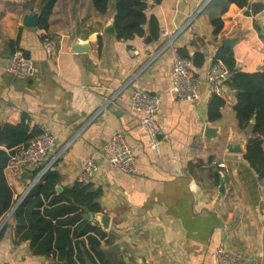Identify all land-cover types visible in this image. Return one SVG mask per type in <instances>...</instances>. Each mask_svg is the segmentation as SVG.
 Returning a JSON list of instances; mask_svg holds the SVG:
<instances>
[{"label":"crops","instance_id":"crops-1","mask_svg":"<svg viewBox=\"0 0 264 264\" xmlns=\"http://www.w3.org/2000/svg\"><path fill=\"white\" fill-rule=\"evenodd\" d=\"M42 1L0 0V124L25 119L30 131L56 136L47 159L58 154L50 170L59 175L60 191L78 182L84 162L94 160L97 169L87 183L101 191L100 212L92 213L91 221L105 231L102 247L127 264H215L220 246L237 255L240 264L264 262V177L243 157L252 126L239 128L236 90L226 82L219 94L224 100L220 117L209 121L208 103L215 93L203 81L226 39L234 40L229 47L237 70L264 71V0H249L263 5L257 12L233 3L221 11L220 4L209 1L174 36L171 46L178 51L204 56L202 66L193 67L201 82L192 101L176 100L170 91V45L143 65L205 0H148L145 12L157 21L156 37L145 24L144 36L126 40L106 31L114 21L113 8L99 14L90 0H56L47 28L23 26L24 15L40 13ZM214 17L222 20L217 33ZM146 36L151 37L148 43ZM48 38L57 43L54 57L43 47ZM16 39L14 52L22 51L32 62L26 78L6 70L13 53L9 41ZM74 44L87 48L74 51ZM132 88L161 99L159 153L149 147L141 115L130 107ZM115 132H123L133 150L137 170L132 174L111 166L103 155ZM229 145L241 153L230 152ZM47 159L20 173L7 164L4 174L13 202ZM101 215L108 217L106 228ZM14 224L11 214L0 234V264H49V258L31 253L29 241L17 240Z\"/></svg>","mask_w":264,"mask_h":264},{"label":"trees","instance_id":"trees-1","mask_svg":"<svg viewBox=\"0 0 264 264\" xmlns=\"http://www.w3.org/2000/svg\"><path fill=\"white\" fill-rule=\"evenodd\" d=\"M96 12L106 15L114 10V29L117 39H132L144 36V25L148 24L150 33L156 37L157 21L147 17L148 0H90ZM154 3L160 0H152ZM56 0H43L40 9L38 26L47 28L48 17ZM229 3L239 8L251 7L252 12L263 8L260 3L250 4L249 0H210L209 4H220L223 11ZM214 33L222 27L219 17L211 19ZM18 39L10 40V49L14 52ZM180 56L192 61L193 67L199 68L204 63V56L195 53L189 57L185 50ZM216 61L223 62L231 75L226 81L236 90L234 106L240 129L252 126V137L249 138L244 159L259 177H264V71L244 72L235 68L232 49L223 44L214 55ZM224 100L213 94L208 103L209 121L220 117V108ZM37 129L29 130L25 119L17 124H0V219L12 208L13 191L10 188L4 169L7 166L14 148L26 144L31 138L39 135ZM57 172L47 170L42 179L25 195L12 212L14 231L17 240L29 241L33 255L44 256L49 264H127L112 251L105 249L101 241L105 231L92 223L91 214L100 212L99 189L90 183L75 182L58 192ZM5 225L1 228L3 233Z\"/></svg>","mask_w":264,"mask_h":264},{"label":"built area","instance_id":"built-area-1","mask_svg":"<svg viewBox=\"0 0 264 264\" xmlns=\"http://www.w3.org/2000/svg\"><path fill=\"white\" fill-rule=\"evenodd\" d=\"M210 0H205L198 6L196 11L189 16L187 21L177 32L170 35L169 38L157 49L148 55L143 67L148 66L159 54V52L170 45L171 49V72H170V91L176 100L192 101L197 97V88L201 79L193 69L192 61L182 57L176 47L171 46L174 36L186 28L192 19L208 4ZM44 50L48 57H54L57 51L55 39L48 38L43 43ZM133 54L137 53L135 48L130 49ZM6 70L18 78H26L33 72L32 62L25 57L23 52L17 50L12 53L6 64ZM231 73L226 65L221 61H212L206 70L204 82L211 87L215 94L219 95L221 85L230 77ZM114 91V93L104 99L105 106L112 102L114 96L119 90L127 84ZM130 107L134 112L140 113V127L143 129L147 142L151 150L160 152L162 130L156 119V113L160 108L161 99L148 91L140 88H132L130 91ZM56 136L50 132H42L31 138L26 144H21L14 148L13 154L9 159L8 167L13 171L21 172L23 169H29L47 159L49 151L55 146ZM103 155L106 161L113 167L123 173L132 174L136 172V162L133 150L127 142L123 132H115L104 144ZM58 154L47 159L45 165L39 170L36 177L29 183L22 195L14 202L12 208L0 219V229L3 227L8 217L12 214L15 207L23 200L25 195L38 183L47 170L51 168ZM97 166L92 158L84 162L83 169L79 174V182L87 183L90 181ZM13 209V210H12ZM215 264H240L237 255L230 253L226 248L220 246L215 251ZM252 264H264L262 261H255Z\"/></svg>","mask_w":264,"mask_h":264},{"label":"water","instance_id":"water-1","mask_svg":"<svg viewBox=\"0 0 264 264\" xmlns=\"http://www.w3.org/2000/svg\"><path fill=\"white\" fill-rule=\"evenodd\" d=\"M39 20H40V13L39 12H28L24 15L23 20H22V25L25 27H37L39 24ZM107 32L109 33H115V29H114V21L112 22V24L106 29ZM151 41V37L150 36H146L144 39V42L148 43ZM233 39H226L225 43L228 46H231L233 44ZM87 48V45H80V44H74L72 49L74 51H80V50H84ZM210 129L206 128V136L210 135ZM229 151L232 153H241V149L238 146H234V145H229L228 147ZM24 174V173H22ZM57 191L61 190L60 186L56 187ZM13 210V209H12ZM100 221L101 224L104 228L107 227V223H108V217L106 215H101L100 217ZM9 224L12 223V219L9 220L8 222Z\"/></svg>","mask_w":264,"mask_h":264}]
</instances>
